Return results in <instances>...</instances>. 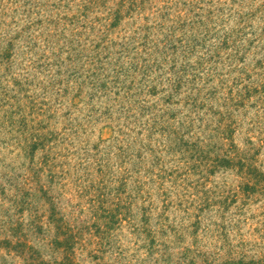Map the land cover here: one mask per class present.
Wrapping results in <instances>:
<instances>
[{
  "label": "rangeland",
  "instance_id": "374dc122",
  "mask_svg": "<svg viewBox=\"0 0 264 264\" xmlns=\"http://www.w3.org/2000/svg\"><path fill=\"white\" fill-rule=\"evenodd\" d=\"M81 1L0 0L1 34L13 37L29 19L38 22L27 31L38 37L32 51L21 49L12 66L0 68V242L5 236L23 235L38 255L37 264H61L64 252L54 243L58 235L52 218L62 219L71 234L78 232V244L72 248L77 264H186L190 260L202 264L203 259L212 264H264V194L257 186H246L247 176L235 168L210 163L203 171H170L183 161L175 152L183 148L171 150L158 130L162 115L158 95L148 100L158 105V110L150 111L160 122L152 129L153 117L143 114L136 135L129 137L136 142L132 154L128 151L126 157H118L121 145L117 147L113 137L119 122L104 114L108 108L110 112L116 109L111 102L117 96L113 92L94 95L86 87L78 94L76 87L82 81L81 85L87 84L85 73L75 83L70 72V18L81 11ZM189 1L178 0L172 9L187 12ZM224 1L202 0L200 4L224 9L229 0ZM109 7L113 0L86 15L85 23L101 20L92 22L91 33L85 29L79 45L112 44L113 53L121 37L143 23L139 18L151 17L161 4L149 0L141 16L133 13L103 36L96 31ZM104 37L108 41H102ZM19 107L26 108L18 111ZM170 113H175L177 121L186 115L194 120L199 117L201 121L194 126L199 139L210 137L204 129L218 119L204 110L196 116L193 111L189 114L181 105L172 107ZM229 124V139L211 133L206 157L218 160L237 150L247 153L257 171L264 173V102L245 103L233 112ZM29 127L39 128L47 140L43 151L23 157L17 140L28 135ZM23 201L22 207L17 206ZM110 209L118 224L97 233L93 227L101 225L97 215ZM147 231L155 237L150 253L145 246ZM12 246L0 247V264H32L30 253Z\"/></svg>",
  "mask_w": 264,
  "mask_h": 264
},
{
  "label": "trees",
  "instance_id": "16d2710c",
  "mask_svg": "<svg viewBox=\"0 0 264 264\" xmlns=\"http://www.w3.org/2000/svg\"><path fill=\"white\" fill-rule=\"evenodd\" d=\"M105 1L83 0L79 7L80 13L70 18V72L75 83L85 73L87 84L81 85L85 82L82 81L80 87H76L78 94L82 92V87H86L94 95L107 96L113 92V95L117 96L116 100L111 102V106L114 104L116 109L110 112L108 108L104 114H107L106 118L119 122L114 131L117 136L113 137L115 145H121L118 157H126L128 151L132 154L131 147L136 142L129 137L131 134L136 135L139 118L147 113L153 117L150 128H155L152 126L161 121L158 130L165 135L171 150L176 146L183 148L182 151H175L184 158L183 161H178L179 167H172L170 171H194L198 168L203 171L211 167L210 163L221 168H235L247 176L246 186H257L264 194V173L257 171L251 163V158L246 156L247 153L234 150L218 160H213L206 157L205 151L212 132L226 136L225 139L231 137L232 128L229 122L236 109L242 108L249 101L256 104L264 102V0H260V3L259 0H256V3L252 2L255 0H229V7L224 9L218 7L219 5L203 7L200 4L202 0H191L185 5L187 12L172 9L177 8L178 0H159L161 7L155 10L156 13L151 17L139 18L143 23L131 29L128 36L124 34L113 53L110 48L112 44L107 46L91 42L89 48L79 45L78 40L85 35L86 30H89V33L93 31V21L98 23L101 20L94 18L93 21L85 23L86 15L93 13L95 9V12H98ZM246 1L251 4L244 7L242 4ZM148 2L149 0H113V7L105 8L106 15L102 18L104 22L99 24L96 32L106 36L133 13L137 17L141 16ZM257 3L259 4L256 5ZM244 8L246 11H243ZM259 23L262 26H259ZM37 24L38 22L29 19L27 25L13 37L0 33V68L3 65L12 66L22 53L21 49L26 53L32 51L34 40L38 37H33L27 31ZM21 40L23 43H18ZM30 64L34 65V62ZM27 65L29 66V63ZM26 84L29 85L28 80ZM88 95L94 96L92 93ZM157 95L159 99L156 103L161 102L160 121L154 120L153 113L158 105L150 104L148 100L151 97L157 98ZM219 101L220 104L216 107L218 111H214L213 106ZM178 105L188 113L193 111L195 116L200 110L209 113L210 118L217 115L218 119L215 122L212 120L213 127L206 126L204 129L210 137L199 139L201 134L197 135L194 131L195 124L201 121L199 117L194 120L190 115H186L183 121L175 120L176 115L170 113V109ZM20 108L18 111H23L26 107ZM150 108L153 111H150ZM112 114L117 117H110ZM20 123L24 125V120ZM26 131L28 135L22 140H17L19 153L28 157L37 150L43 151L47 139L40 133L39 128L29 127ZM97 202L100 204L99 200ZM24 203L20 202L17 206L22 207ZM95 209L101 211L100 207ZM95 214L97 215V212ZM97 216L98 220H101V225H93L97 233L108 232L118 224L111 209ZM50 220L58 235L54 243L64 252L61 264H77L72 248L78 244V232L71 234L62 219ZM145 236L146 252L150 253L155 246V237L151 231H147ZM24 237L16 234L5 236L0 245L6 248L13 244L12 248L18 252L30 253L32 264H37L38 255L28 246ZM165 254V251L161 252L160 259ZM258 263L261 262H256ZM186 264L194 263L190 260ZM202 264H212V261L203 259ZM225 264L234 263L226 261Z\"/></svg>",
  "mask_w": 264,
  "mask_h": 264
}]
</instances>
